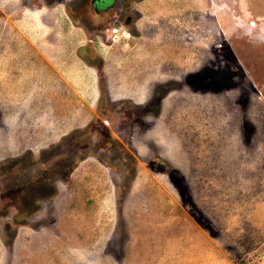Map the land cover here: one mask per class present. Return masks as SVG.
<instances>
[{"label":"rangeland","instance_id":"obj_1","mask_svg":"<svg viewBox=\"0 0 264 264\" xmlns=\"http://www.w3.org/2000/svg\"><path fill=\"white\" fill-rule=\"evenodd\" d=\"M80 2L0 0V264H264V0Z\"/></svg>","mask_w":264,"mask_h":264},{"label":"flooded vegetation","instance_id":"obj_2","mask_svg":"<svg viewBox=\"0 0 264 264\" xmlns=\"http://www.w3.org/2000/svg\"><path fill=\"white\" fill-rule=\"evenodd\" d=\"M71 5L73 6L72 7L73 11H75L76 8L77 10L79 9V6H77L76 1H74ZM115 5H117V0H81L80 2L81 8L88 9L91 14L90 17L94 18L93 20H94V25L96 24L95 25L96 32H98V34L101 33L102 34L101 36L103 38L107 37L110 39H112L113 37L117 38L116 33L121 31L122 21H123V24L128 26L133 20V18H139V17H135L137 16V14L135 15V13L134 14L129 13L125 16L126 18H124L125 19L124 20V19H121V13H113V14L109 13V10L113 9V7L115 8ZM69 11H70V7H69ZM82 13H83V10H82ZM115 106H121L119 108L120 114L119 112L117 113L119 117L118 121H116L115 118L108 116L107 121L105 120L104 124L108 125L109 130H113L114 132L119 133L118 129H121L122 127H124V124H125L124 120L128 116H130V114H128L127 112L126 103L124 101L120 102L119 104H115ZM115 106H112L113 108L112 110L114 111L115 109L119 110ZM121 108L123 109V111L121 110ZM109 119H110V123L108 122ZM133 121H130V125H132ZM9 172L6 171V174L8 175Z\"/></svg>","mask_w":264,"mask_h":264}]
</instances>
